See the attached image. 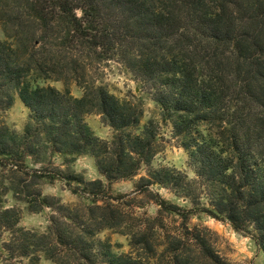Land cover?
<instances>
[{
  "label": "trees",
  "instance_id": "1",
  "mask_svg": "<svg viewBox=\"0 0 264 264\" xmlns=\"http://www.w3.org/2000/svg\"><path fill=\"white\" fill-rule=\"evenodd\" d=\"M243 1L244 7L264 16V0ZM20 8L17 13L27 19L17 18L19 32L32 35H17L16 47L0 41V112L11 108L17 93L32 114L22 135L0 121V166L60 179L68 186L72 181L91 186L94 200L103 196L104 183L84 180L72 166L77 157L91 156L110 182L132 179L145 167L137 188L150 191L160 185L192 200L189 209L156 193L161 215L181 217L189 235L188 222L197 213L227 221L264 253V31L255 36L245 25L236 31L235 11L228 0H25ZM108 12L115 13L110 34L96 26ZM179 19L181 25H172ZM191 38L205 43L200 60H195ZM71 47L78 54L65 65ZM21 53L29 56L24 59ZM92 55L102 63L118 58L144 83L160 108L162 122L172 125L175 139L188 153L200 187L182 170L153 165L160 150L159 136L153 120L140 127L141 99H121L106 85L93 82L83 86L79 82L82 94H72L64 70L81 68L77 63H87ZM48 80L62 82L64 89ZM94 112L113 129L111 140L99 137L87 122L85 117ZM38 143L49 148L53 157L61 156L67 175L52 161L41 169L22 161L37 151ZM18 160L22 162H13ZM205 188L209 206L199 201ZM14 211L2 208L0 220L10 219ZM11 224L13 248H5L15 256L19 245L18 257L39 264L34 248L39 236L18 222ZM50 229L55 242L72 243L73 248L86 251L85 260L93 262L95 243L81 241L80 235L68 239L61 229ZM26 236L32 237L31 242ZM131 245L137 251L126 254L103 244L104 262L152 264L156 260L159 264L155 252L144 257ZM41 250L48 252V247ZM175 264L193 263L185 258Z\"/></svg>",
  "mask_w": 264,
  "mask_h": 264
},
{
  "label": "rangeland",
  "instance_id": "2",
  "mask_svg": "<svg viewBox=\"0 0 264 264\" xmlns=\"http://www.w3.org/2000/svg\"><path fill=\"white\" fill-rule=\"evenodd\" d=\"M228 2L230 9L235 11L232 27L236 31L245 28V26L255 36L264 31L263 15L256 14L247 6L244 7L243 0H228ZM24 3L25 0H0V41L8 46L16 47L17 35H22L23 38L32 35L20 33L18 24H16L17 18L20 20L27 19L26 15H21L22 12L17 13ZM106 16L105 19L100 18L96 26L109 31L110 34V31L115 29L113 23L110 22L115 19V13L109 14L108 12ZM250 17H252L250 21L253 22L254 26L249 23ZM181 23L182 19H179L174 21L172 25L178 26ZM191 41L197 50V54H193L195 60L202 59L201 56L205 52L201 51V48L205 43L196 38H191ZM76 54H78L77 50L71 47L63 63L66 65L70 58ZM21 56L27 59L29 54L21 53ZM90 57L87 63H77L81 65V68H76V70L66 68L62 74L66 79L65 81L68 82L72 94L75 96L82 94L83 88L78 84L79 82L82 83V86L91 82H99L98 84L106 85L112 93H120L116 96L121 99L128 98L136 101L141 99L144 115L140 127H144L150 120H153L159 136L160 150L154 157L153 165L182 170L187 173L189 178L196 179L197 186L200 187V178L190 163L188 153L175 139L172 125L169 122H162L160 108L152 100L144 83L118 58L102 63L95 56ZM109 74L123 77L124 87L120 88L118 84L109 81ZM48 84L60 90L64 89V85L60 81L48 80ZM129 84L132 87H129ZM4 88L7 91L8 87L4 86ZM31 114V111L15 93L11 108L5 112H0V121H5L18 135H22ZM85 118L99 137L105 140L112 139L113 129L102 122L101 115L94 112ZM36 145L39 146L37 151L34 154H28L22 160L25 161L26 165L41 169L49 166L52 161L54 167L61 168L64 170V175H67L68 167L64 164L61 156L53 157L49 148L39 143ZM170 157L172 158L170 159ZM176 157L180 159L177 160ZM22 161L13 162L20 164ZM72 166L86 181L101 179L105 189L103 196L94 200L90 196L92 187L85 184L78 186L79 184L75 181H72L71 186H68L65 181L60 179L40 178L17 169L0 166V210L2 208H14L15 210L10 214V219L0 220V264H29L27 258L16 255L20 251L19 245L15 246V256L11 255L12 252L5 248L7 245H12L10 240L13 237L9 224H16L17 222L19 227L39 236L35 237L36 242L34 244V248L38 249L36 253L40 257L39 264H45V262L46 264H107L100 252L103 244L109 245L115 253L132 254L137 250L131 243H134L141 250L140 252L144 257L149 254L151 256L155 252L159 264H175L185 258H189L193 264H232V261L227 257L235 249L230 244H225L223 249L218 248L222 238L214 228L208 225L192 224L194 216L202 218L208 216L207 214L197 213L190 218L188 227L192 234L189 235L182 225L181 217L159 213L160 207L154 200L156 193L166 200L189 209L193 207V203L190 198L177 195L160 185L155 186L150 191L137 188V181L146 174L145 167L142 168L138 176L132 179L110 182L99 173L95 160L89 155L77 157ZM54 167L51 166L50 168L54 170ZM46 189H54L55 191L45 194ZM203 191L200 190L201 198L199 201H201V205L209 206L210 198L207 189L205 188ZM162 193H166V195ZM179 201H186L191 204V207L182 205ZM153 208H155V212L152 211ZM215 220L218 223L230 224L227 221ZM51 226L52 230L54 228L61 229L68 239H71L72 235H80L81 241L95 243L96 250L95 256L92 255L93 262L85 260L83 253L86 251L73 248L72 243L55 242L50 229ZM26 237L31 242L32 237ZM254 244L256 247L255 255L251 259L245 260L244 264H264V253L255 242ZM45 247H48V252L41 250ZM155 263L157 264L156 260H152V264Z\"/></svg>",
  "mask_w": 264,
  "mask_h": 264
},
{
  "label": "clouds",
  "instance_id": "3",
  "mask_svg": "<svg viewBox=\"0 0 264 264\" xmlns=\"http://www.w3.org/2000/svg\"><path fill=\"white\" fill-rule=\"evenodd\" d=\"M77 15H80V13H77ZM105 71H107V69H105ZM123 79V77L118 75L113 76L112 74H109L108 76V80L113 84H118L120 88L124 87ZM129 87H132V85L129 84ZM114 94L120 95V93ZM97 119H99V117H97ZM101 135L103 134L101 133ZM171 158L172 157H170V159ZM176 159L179 160L180 158L176 157ZM54 191V189H46L45 194ZM162 194L166 195V193ZM179 203L187 207H191V204H188L186 201H179ZM8 207H11V205H8ZM152 211L155 212V208H153ZM26 223H28V221H26ZM192 224L208 225L214 228L222 238L221 243L218 245V248L223 249L225 244H230L231 247L235 249V251L227 257L232 261V264H244L245 260L251 259L255 255L256 247L251 237L237 232L236 230H234L231 224L218 223L217 220L213 219L210 216H203L202 218L194 216L192 218ZM125 251H127V249H125ZM221 254L223 255V252H221Z\"/></svg>",
  "mask_w": 264,
  "mask_h": 264
}]
</instances>
